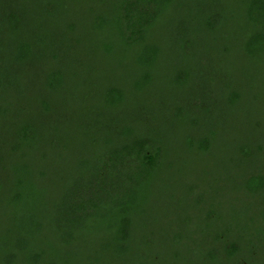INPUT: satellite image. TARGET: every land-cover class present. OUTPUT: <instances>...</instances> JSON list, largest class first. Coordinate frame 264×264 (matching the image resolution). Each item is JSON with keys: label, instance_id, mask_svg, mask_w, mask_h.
Here are the masks:
<instances>
[{"label": "trees", "instance_id": "1", "mask_svg": "<svg viewBox=\"0 0 264 264\" xmlns=\"http://www.w3.org/2000/svg\"><path fill=\"white\" fill-rule=\"evenodd\" d=\"M35 1L30 8L0 0V50L6 54L0 59V211L12 212L7 219L0 213V264L100 262L93 238L101 208L125 191L112 187L110 179L127 169L128 212L146 204L158 185L166 131L156 127L164 121L175 124V136L185 138V152L198 156V169H206V161L212 162L207 156L216 157L218 148L224 152L221 169L228 187L236 185L250 200H264V0L238 1L243 7L235 0H87L81 17L76 13L83 0ZM23 17L32 23L30 29ZM228 32L234 33L231 46ZM33 58L45 67L31 83L20 64ZM117 59L118 65L127 60L126 87L106 77ZM75 65L93 79L87 87L103 106L96 109L93 93L81 102L73 99L78 130L64 135V119L55 107L71 86ZM8 66L16 73H4ZM165 76L176 79L174 100L166 98L171 90L161 81ZM125 88L132 113L122 121L111 115L126 102ZM231 114L243 125L221 147L220 127L225 133ZM72 141L81 147L73 149L78 144ZM175 164L168 162V169ZM200 182L180 186L194 198ZM195 205L207 210L200 196ZM205 214L208 222L218 218L214 210ZM262 218L258 236L263 243L250 252L256 260L262 257L259 264H264L263 212ZM125 221L123 231L115 232L118 252L126 240L129 248L125 230L131 221ZM215 233L212 229L207 236L214 243L206 239L186 264H242L236 242L225 247ZM176 246H170L173 260L185 263Z\"/></svg>", "mask_w": 264, "mask_h": 264}, {"label": "rangeland", "instance_id": "2", "mask_svg": "<svg viewBox=\"0 0 264 264\" xmlns=\"http://www.w3.org/2000/svg\"><path fill=\"white\" fill-rule=\"evenodd\" d=\"M83 1L82 8L76 13V17L83 16L87 11L85 8L89 6V3H87V0ZM238 1L241 2L242 0H235L234 5L237 7H243L244 5L242 4V6H240L241 3ZM35 3V0H16V4L22 7L30 6L31 8ZM185 4L188 5V3ZM74 7L78 9V6L74 5ZM24 13L29 17L30 11L28 9L27 11L24 10ZM91 16L93 17L94 15ZM91 16H89V18ZM22 19L26 22H22L24 24L23 26L30 29L32 23L29 22V18L23 17ZM75 25L76 27H79L80 24L75 22ZM57 27H60L59 29L61 30L66 28V26L62 27L61 25H57ZM228 33L233 40L227 41V45L231 46L234 41V33ZM172 51L174 52L173 54H175L176 46L172 47ZM0 52V59L4 58V56L6 58V54H3L2 49ZM71 54L76 55L78 53L72 52ZM61 57L65 60H69L67 55L63 52L61 53ZM126 59H124L119 65V59L114 61L118 66L114 71L107 70L108 73L106 74V77L108 81L115 80L116 78L124 87L127 86V76H130V73L127 71ZM65 60H63L64 63ZM96 62H98V60ZM20 65L22 73L29 78L31 83H34L45 67L41 61L35 58L25 61ZM162 65L170 68V64L163 63ZM103 66L104 65L101 67ZM8 67L9 68H3L2 71L4 73H16L15 67ZM239 68H243L242 63H239ZM260 69V67L257 68V73ZM71 71H73L70 80L71 86L66 87L64 91L60 93L63 99L59 101L60 105L55 107V111L57 112L56 115L59 116V120L64 119L63 128L65 127L64 129L66 131L63 133L64 135H69V132L74 133L78 130L75 128L78 116L75 114L76 106L73 99L81 102L83 101V97H86V94L89 95L93 93L96 109L100 110L101 106H103L102 102L98 99L97 94L92 90L89 91L91 88L87 87V83L92 82L93 79L86 76L83 69L80 70L77 65H75ZM237 72L240 71L237 69ZM261 72L262 70L260 71V74ZM87 73L88 75H92L90 72ZM161 78H164L161 79L162 83L166 86L169 85L167 88L171 90L170 95L166 98L174 100L176 92L174 91L175 88H173L172 84L176 82L175 77L165 76ZM125 89L126 102L117 110L113 111V114L111 115H115L114 117H117L122 121L127 120V113H132L131 110H127L129 107H127V88ZM27 95L29 96V94ZM188 96L189 94L186 93L183 98H187ZM104 117L105 115L102 116L101 119ZM104 120L105 122H108V119L104 118ZM174 125L175 124L173 123L165 124L164 121L163 124L156 127L158 132L166 131V135L164 136V142L161 145L163 150V157L159 159L161 169L157 173V179L155 180L158 185L154 183L156 186H153V192L149 196L150 199L146 204L144 202L138 209L130 210L128 212L129 209H127L126 204L127 180L125 178L127 169L123 170V168H120L117 176H113L110 179L113 185L112 187L125 189V191L119 194V199L109 201L101 208V217H98L99 228L95 235L96 238H93L97 258H99L100 261L97 264H143L144 262H149L147 264H186L191 259L192 251L198 248L201 244L203 245L206 239L209 245L214 243L212 242V238L207 237L212 229L216 232V235L221 234V236H219L221 239L219 243H222L225 247H229L232 242H236L237 246L240 247V256L238 259L242 264H246L243 261V258L249 260L250 264H259L258 260H260V258L262 259V257L257 255L256 260V258H254L255 256H252L250 252L251 247L260 250V245L258 243H263V240L259 238L258 235H263L260 232V230H262V227H260L262 225L260 224V220L263 219L262 212L264 213V200H260L259 202L250 200L242 195V192L239 191V188L236 185H234L233 189L228 187L229 181H227V178L223 181V174L225 172L221 169V161H223L224 152L218 150V148L216 149V157L213 158L209 155L207 156L212 162L209 163L206 161V169H198V167L194 165L198 161V156L185 152V148L182 146L185 144V138L181 137V135L175 136L177 129L173 127ZM242 125L243 123L240 120L238 121L237 117L231 114L224 123L225 133L223 132V126L220 127V133L223 139L219 142V145L223 147L226 145L225 143L232 141L234 139V134L232 135V133L242 128ZM139 128L140 125L137 126V130H139ZM36 130H38V127ZM104 131L106 133V131L108 132L109 130L106 129ZM224 134H226V137ZM48 136L50 138L52 137L50 135ZM102 136L106 135L100 134V137ZM83 138L84 137H81V139ZM198 138L199 136H196L192 140L196 143ZM75 144L78 143L76 142ZM80 147L79 144L72 146L73 149ZM200 155L203 159H206L204 154ZM67 162V160L64 162L62 160V167H67ZM168 162L176 164L172 169H168ZM180 166L185 167V169ZM129 171L131 170L129 169ZM178 171H184L183 175L177 174ZM54 178L57 179V177ZM179 178H182V180L179 181ZM203 180L208 181L209 185L206 186V183L203 182ZM195 181H201L199 183L200 186L194 194L195 197H187V193L184 189H181L180 183L189 185L191 182ZM199 196L207 205L206 211L209 210L210 212L211 210H214L218 215V218L215 221L208 222L205 214L206 211H201L200 208L195 205L196 197ZM0 213H3L6 219L8 218L7 215H12V212L0 211ZM125 218L131 221V225L125 230L128 234L129 248L127 250L126 240L123 246V252H118L115 232L118 231L119 228V231L122 232V227H126L123 225L125 222L127 223ZM250 240H252V242ZM253 242L256 244H253ZM173 243L177 244L174 249L176 248V250H178L177 253L180 254V258L183 259L185 263L173 260L175 253L170 249V246L173 245ZM243 252H245V254L242 255ZM222 263L223 260H217L216 262V264Z\"/></svg>", "mask_w": 264, "mask_h": 264}]
</instances>
